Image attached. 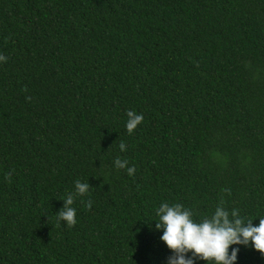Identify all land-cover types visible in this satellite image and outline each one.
<instances>
[{
    "label": "trees",
    "instance_id": "1",
    "mask_svg": "<svg viewBox=\"0 0 264 264\" xmlns=\"http://www.w3.org/2000/svg\"><path fill=\"white\" fill-rule=\"evenodd\" d=\"M0 54V264H167L161 203L264 217V0H0Z\"/></svg>",
    "mask_w": 264,
    "mask_h": 264
},
{
    "label": "clouds",
    "instance_id": "2",
    "mask_svg": "<svg viewBox=\"0 0 264 264\" xmlns=\"http://www.w3.org/2000/svg\"><path fill=\"white\" fill-rule=\"evenodd\" d=\"M7 58L0 54V62ZM126 128L129 135L140 125L143 114L128 110ZM121 151H126V144L121 142ZM116 168L125 169L129 176L135 174V167H128V161L117 157ZM11 174H8L10 178ZM90 188L89 183L75 181V193L69 192L62 199L63 206L56 212L57 220L66 222L68 227L76 224V209L72 206L76 196H84ZM227 191L230 194V190ZM92 201L85 202V207L91 209ZM158 221L155 229L162 230L160 240L163 241L172 255L167 258V264H196L197 260L207 264H236L239 248L233 245L251 246L264 255V217H259V224L253 220L242 218L239 210L229 212L224 207L223 199L216 207L214 214L197 221L193 218L191 209L180 203H161L156 210ZM231 249V252L229 251ZM191 253V256L188 254Z\"/></svg>",
    "mask_w": 264,
    "mask_h": 264
}]
</instances>
